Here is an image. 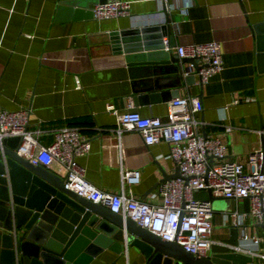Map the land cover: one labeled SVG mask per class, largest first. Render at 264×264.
<instances>
[{"label": "crops", "instance_id": "crops-1", "mask_svg": "<svg viewBox=\"0 0 264 264\" xmlns=\"http://www.w3.org/2000/svg\"><path fill=\"white\" fill-rule=\"evenodd\" d=\"M68 1L0 0V109L28 108L27 128L44 145L52 141L55 128L79 127L90 140L89 151L78 157L87 180L106 191L119 190L122 171L133 169L137 177L127 178L125 188L145 199L157 190L162 172L177 166L168 155L169 144L146 143L133 128L118 133L117 115L106 105L113 102L123 111L131 103L142 114L165 118L174 95L164 98L161 92L177 88V94L200 99L194 113L197 129L218 134L227 145L225 157L247 167V153L261 146L260 133L264 135L259 127H264L263 45L253 30V24L264 20V0H166L174 55L178 44L212 38L221 42L222 68L207 81L194 71V81L183 77L180 83L171 72H130L121 51L124 41L167 37L162 0H129V13L101 19L90 13L96 0ZM153 92L159 96L152 97ZM248 94L252 97L244 99ZM236 96L240 99L233 101ZM47 168L64 177L57 162ZM195 195L207 197V190L197 189ZM242 204L247 207L248 199ZM222 206L212 215L209 253L229 249L217 240H237L238 228L221 221V210L230 209L231 200L222 198ZM246 223L264 236L250 219ZM115 255L105 248L89 264H107ZM143 261L135 244L125 245L120 264Z\"/></svg>", "mask_w": 264, "mask_h": 264}, {"label": "built area", "instance_id": "built-area-1", "mask_svg": "<svg viewBox=\"0 0 264 264\" xmlns=\"http://www.w3.org/2000/svg\"><path fill=\"white\" fill-rule=\"evenodd\" d=\"M128 6L129 0H105L95 2L90 13L97 19L118 16L129 13ZM166 7L169 8L167 3ZM177 54L199 58L202 65L194 71L202 81H207L223 66L221 42L217 39L178 44ZM251 97L248 94L244 99ZM239 99L236 96L233 101ZM199 106L198 95L177 94L168 100L164 118L142 114L131 103L125 110L118 111L113 102H107L106 109L117 115L115 131L120 133L125 128H133L141 133L146 143L166 141L170 147L168 155L179 167V175L162 179L157 190L145 199L125 188L127 178L137 177L133 169L122 171L119 190L106 191L87 180L85 167L78 157L89 151L90 140L77 126L55 128L52 141L44 145L39 143L35 131L27 128L28 108H1L0 142L7 136L18 135L17 152L33 164L48 167L57 162L64 171L67 188L106 205L111 211L129 215L162 238L175 240L198 255L209 253L214 208L211 199L196 196L195 192L209 188L212 195L233 197L236 204L221 210V221L238 228L237 240L217 242L250 256L245 264H264V236L255 229L250 231L246 223L247 219L253 224L264 221V150L261 146L249 150L247 167L236 159L226 158L227 145L218 134H203L197 129L194 113ZM129 173L133 174L128 176ZM244 199H248L247 207L242 204Z\"/></svg>", "mask_w": 264, "mask_h": 264}, {"label": "water", "instance_id": "water-1", "mask_svg": "<svg viewBox=\"0 0 264 264\" xmlns=\"http://www.w3.org/2000/svg\"><path fill=\"white\" fill-rule=\"evenodd\" d=\"M59 4L68 0H57ZM105 0H96L100 2ZM164 31L167 37L124 41L123 58L130 72L149 68L155 73L171 72L187 82L195 80L194 68L202 63L196 56L174 55L172 24L166 1ZM261 39L264 55V20L253 24ZM200 81L201 78L197 73ZM177 88L162 91L164 98L177 96ZM152 97H158L155 92ZM173 96V97H174ZM135 99V95H134ZM259 127L263 130V124ZM203 134L207 131L203 129ZM18 135L7 136L0 142V264H89L103 249L115 252L107 264H120L122 251L128 243L135 244L144 256L143 264H245L250 256L237 250H216L206 255L194 254L175 240L162 238L142 226L129 215L111 211L65 186V178L41 164H33L17 152ZM264 150V135L260 133ZM230 148L228 147V152ZM179 167L162 172V179L179 175ZM215 197L207 188V198ZM231 200V208L235 199ZM264 232V221L254 222Z\"/></svg>", "mask_w": 264, "mask_h": 264}, {"label": "rangeland", "instance_id": "rangeland-1", "mask_svg": "<svg viewBox=\"0 0 264 264\" xmlns=\"http://www.w3.org/2000/svg\"><path fill=\"white\" fill-rule=\"evenodd\" d=\"M212 206H213L214 209L215 208H223V206H222V198L215 197V199L212 202ZM260 230H261V228H260ZM261 232H262V230H261Z\"/></svg>", "mask_w": 264, "mask_h": 264}]
</instances>
